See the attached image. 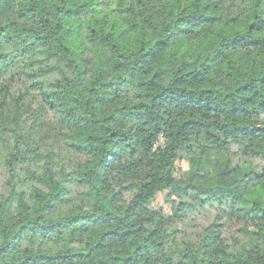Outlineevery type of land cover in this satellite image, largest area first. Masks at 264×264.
<instances>
[{
  "label": "trees",
  "instance_id": "1",
  "mask_svg": "<svg viewBox=\"0 0 264 264\" xmlns=\"http://www.w3.org/2000/svg\"><path fill=\"white\" fill-rule=\"evenodd\" d=\"M81 104L85 110L93 106L101 110L106 123L135 120L139 127L130 130V137L125 134L133 144L143 141L149 125L155 127L147 139L161 142L162 128L174 127L171 117L157 116L158 109L187 117L181 128L192 135L185 139L203 133L200 151L208 157L193 173L199 180L207 179L199 187L200 207L203 211L214 207L217 213L199 228L204 233L200 256L186 250L177 264H253L242 245L264 235V0H0V195L11 179L23 173L11 187L23 188L20 197L32 199L39 213L14 226V235L0 246V264H91L93 260L150 264L147 243L130 248L126 257L103 258L107 249L123 250L139 232L147 231L137 226L140 220L129 226L127 212L121 217L116 209L105 208L98 215L96 206L92 212L71 207L68 189L57 190L54 177L49 176L50 190L38 177L45 171L40 166L41 146L32 149L36 156L19 152L23 137L16 135L15 125L22 108L37 119L47 118L29 125L42 129L64 124L75 116L73 106ZM57 111L66 113L63 120H56ZM96 116L91 111L72 123L78 133L72 138L76 147L70 143L72 151L66 155L75 154L77 163L97 154L99 137L88 134L89 128L100 124ZM6 121L14 126H5ZM116 137L111 132L104 141L108 147L101 150L98 167L105 171L121 158L112 151L120 145ZM186 147L191 149L192 144ZM23 164L35 170L17 172L16 166ZM185 164L187 172L189 164ZM77 185L83 187L85 181ZM190 187L195 190L197 185ZM131 191V185H122L109 205ZM172 195L164 193L165 200L170 202L166 197ZM155 197L145 196L140 210L150 213L143 223L160 216L145 240L155 237L152 243L161 248L166 242L160 239L164 225L189 217L181 216L179 206L176 211L151 207ZM210 197L215 199L205 207ZM12 201L10 194L5 202ZM139 203H130L129 210ZM189 231L170 228L166 238L183 243L180 237ZM90 233L86 246L77 250L75 245L84 244L83 237ZM26 236L36 251L25 248L21 256L19 248ZM17 237L20 242L14 245ZM214 244L222 246L213 249ZM235 245L242 255L228 250ZM209 255L215 258L205 261ZM255 261L261 264L258 255Z\"/></svg>",
  "mask_w": 264,
  "mask_h": 264
},
{
  "label": "clouds",
  "instance_id": "2",
  "mask_svg": "<svg viewBox=\"0 0 264 264\" xmlns=\"http://www.w3.org/2000/svg\"><path fill=\"white\" fill-rule=\"evenodd\" d=\"M74 74L75 73H72L71 75ZM84 98L87 99L88 97L85 95ZM132 102L135 103L136 101L133 99ZM73 107H77V112L74 117L69 118L64 124H51L42 129L29 127V125L32 124L33 120L39 123L40 120H46L47 118L41 116L37 119L35 114L26 113L22 108L20 110L21 114L18 116L15 125L17 128L16 135L23 137L18 145V149L21 154L36 156L37 153L32 151V149H37L38 145L41 146L39 152L43 156V159L41 160L40 166L45 171L38 173V177H42L43 180L49 184L50 190L53 187V182L49 180V176L54 177L55 188L57 190L60 187L68 189L70 197L73 198L71 207L79 206L83 212H92L94 206H96L99 208L97 212L98 215H102L105 208L110 211L116 209L117 215L121 217L125 216L127 212L125 224L129 226L136 224L138 220L141 221V224L137 226H142V228L147 231L139 232L137 236L132 238L129 245L124 246L123 250L120 247L107 249L103 258L107 260L109 256L119 255L126 257L131 255L130 248H134L139 243H147L150 245V264H177L186 250H190L194 255L200 256L203 250L202 241L204 233L201 232L199 228H191L187 236L180 237L183 243L172 240L171 238H166V233L170 228H185L188 225V220L180 219L164 225L161 229L160 239H166V242L161 248H156L152 243V240L156 239L155 237L146 241L145 237L148 231L158 226L157 221L160 220V216H155L150 222L143 223V218L149 216L150 213L141 211L140 209L144 206L145 196L148 199H152V197L157 196L158 193H174V195L166 197L170 200L168 208L172 211H176L177 206H179L181 216H188L189 219H191L196 212H203V209L200 207L201 197L198 195V191L200 186H204L207 179L202 181L193 176L197 167L203 166L208 160V157L201 155L200 151L201 143L203 142V133H200L199 136H193L191 140H186V136L192 135L190 132H187L186 129L181 128V124H183L184 119L187 117L177 115L175 110L158 109L157 116L164 117L165 119L171 117L174 122V127L162 128L163 142H161L160 139L151 141L147 139L148 135L155 127L154 125H149L144 133L143 141L138 142V144H133L131 140H125V134L130 137V130L135 131V129L139 127L135 120L124 119L122 123L118 124L106 123L103 119L101 110L96 109L94 106L88 110H85L82 104ZM91 111L97 112L95 119L100 121V124L96 125L95 128H89L88 131L89 135L99 137L96 143L97 154L86 157L83 161L77 163L75 154H73L72 158L66 155V153L72 151L68 148L70 143L73 145V148L76 147V143L72 138L77 136L78 133L72 128V123L79 116L88 115ZM5 112L7 113V109H5ZM53 115L56 117L57 121H61L64 119L66 113L57 111ZM25 120L26 122H24ZM101 125H103V128H101ZM5 126L13 127L14 125L11 121H6ZM29 132L34 133L31 138H29ZM111 132H116L117 137L114 138V140L119 139L120 141L119 147L112 149V151L118 152L121 158L117 160L114 167L105 171L98 167V161L101 158V150L108 147V145L104 144V141L108 139ZM0 135H3L2 131H0ZM4 138L5 140L10 139L7 136ZM221 138L230 139L229 137L223 136ZM189 143L192 144L191 149L186 147ZM6 147L7 151H13L10 145ZM48 153H51V155H48ZM109 160H111V157H109ZM185 162L189 164V171L187 172L183 170ZM3 166L7 169L6 163ZM220 166L222 167V164ZM16 167L17 172H20L21 168L35 170L28 164ZM169 169H171V171H169ZM22 175L23 173H20V176ZM20 176L11 179V185H15ZM9 178L10 177L7 175L4 177L5 180ZM104 180H106V183H100V181ZM77 181H85V186H78ZM11 185H5L2 190L3 195H0V246L7 244L11 236L14 235V226L19 223H28L29 220L39 215L36 211V204L32 199L27 196L20 197L19 193L24 191V189L17 186L16 189L13 190ZM122 185H131V193L118 203L109 205V201L113 194L119 190ZM186 185L189 187H185ZM191 185H197V188L194 190L190 187ZM97 192L100 194L97 195ZM141 193H143V196L140 195ZM10 194L13 196V201L11 203H6L5 201ZM213 199L215 198L210 197L205 203V207H207V203L212 202ZM136 200H139L140 203L129 210V204ZM181 201H184L183 205L180 204ZM192 206L195 207L193 208ZM161 215L164 214L162 213ZM47 222L50 221H45V223ZM193 223L198 224L199 220L195 219ZM65 235L67 236L68 234L65 233ZM92 236L93 234L91 233L88 236H84L83 240L85 243L75 245V248L77 250H82ZM28 240L29 237L26 236L24 238L25 242L19 248V254L21 256L25 255V248L29 249L30 253L36 251V248L27 242ZM19 242L20 237H17V241L14 242V245ZM37 243H39V241H37ZM221 246L222 245L214 244L212 248L215 249ZM68 247L74 246L69 244ZM242 247L251 253L253 264H256L255 258L257 255L261 258V264H264V235L259 238L250 239L249 242L244 243ZM228 250L236 251L240 255L243 254L240 251L239 245L230 247ZM214 258L215 257L209 255L204 259L207 261L208 259ZM85 264H87V262H85ZM91 264H96V262L93 260ZM140 264H144V260H141Z\"/></svg>",
  "mask_w": 264,
  "mask_h": 264
},
{
  "label": "rangeland",
  "instance_id": "3",
  "mask_svg": "<svg viewBox=\"0 0 264 264\" xmlns=\"http://www.w3.org/2000/svg\"><path fill=\"white\" fill-rule=\"evenodd\" d=\"M186 168V164L184 163L183 169ZM170 202H168L167 200H165L164 198V193H158L157 196L155 197V199L151 202V207L153 208H159L162 207L164 208L166 211H168V204ZM217 211L214 210V207H210L205 209L202 213L201 212H196L195 215L191 218V219H187L188 220V225L186 226L187 229H191V228H200L201 226L209 223L214 216L216 215ZM198 219L199 223H193V220Z\"/></svg>",
  "mask_w": 264,
  "mask_h": 264
}]
</instances>
